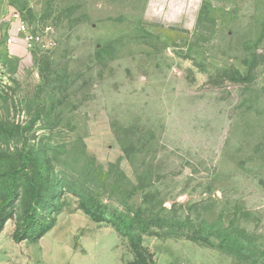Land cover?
<instances>
[{
	"label": "rangeland",
	"instance_id": "obj_1",
	"mask_svg": "<svg viewBox=\"0 0 264 264\" xmlns=\"http://www.w3.org/2000/svg\"><path fill=\"white\" fill-rule=\"evenodd\" d=\"M16 9L45 40L0 42V264H264V0ZM33 184L56 224L16 243Z\"/></svg>",
	"mask_w": 264,
	"mask_h": 264
},
{
	"label": "trees",
	"instance_id": "obj_2",
	"mask_svg": "<svg viewBox=\"0 0 264 264\" xmlns=\"http://www.w3.org/2000/svg\"><path fill=\"white\" fill-rule=\"evenodd\" d=\"M24 151L28 162L30 164H34L31 151L28 149H24ZM17 179L18 171H14L11 179V189L1 203L0 211H4L13 202L14 196L16 194ZM32 189L33 196L29 204L28 214L26 215L23 224L15 231L13 236V239L16 243H20L26 239L41 238L56 224L55 219L51 220L50 222H45L38 216V208L41 201L40 187L37 184H33ZM81 209L95 222L111 223L119 235L129 237L132 236L130 235V231L135 229L136 219L131 217L129 214L119 212L114 216V218H107L106 213H97L95 210L88 208L87 205H82ZM2 228L3 225H0V231Z\"/></svg>",
	"mask_w": 264,
	"mask_h": 264
},
{
	"label": "built area",
	"instance_id": "obj_3",
	"mask_svg": "<svg viewBox=\"0 0 264 264\" xmlns=\"http://www.w3.org/2000/svg\"><path fill=\"white\" fill-rule=\"evenodd\" d=\"M7 21L11 23L14 31L4 40L8 45L16 44L17 41L21 40L28 51L43 46L45 39L35 34L31 24L17 9L11 13Z\"/></svg>",
	"mask_w": 264,
	"mask_h": 264
},
{
	"label": "crops",
	"instance_id": "obj_4",
	"mask_svg": "<svg viewBox=\"0 0 264 264\" xmlns=\"http://www.w3.org/2000/svg\"><path fill=\"white\" fill-rule=\"evenodd\" d=\"M26 1L30 2L31 4L34 0ZM24 2L25 0H0V42H4L6 37L14 32L11 23H9L7 20L16 7L22 5ZM21 48L22 47L19 44H13L9 46L10 52L15 53Z\"/></svg>",
	"mask_w": 264,
	"mask_h": 264
}]
</instances>
